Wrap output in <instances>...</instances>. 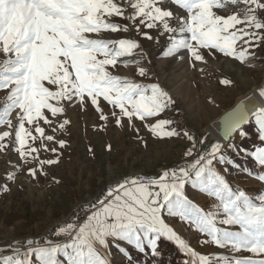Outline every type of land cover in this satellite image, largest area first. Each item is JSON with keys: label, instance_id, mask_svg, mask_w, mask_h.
<instances>
[{"label": "snow or ice", "instance_id": "6c2138e0", "mask_svg": "<svg viewBox=\"0 0 264 264\" xmlns=\"http://www.w3.org/2000/svg\"><path fill=\"white\" fill-rule=\"evenodd\" d=\"M142 41L193 68L217 55L243 64L255 49H264V0H0V90L6 92L0 107V153L11 147L23 164H37L27 169L29 176L46 175L44 166L59 162L58 154L41 159L40 152L56 154L50 144L65 147L66 141L54 134L70 124L66 112L77 104L84 109L90 103L107 121L101 106L106 102L117 126L126 119L138 134L139 120L154 138H180L188 144L182 160L158 176L116 181L85 218L57 229L56 237L64 240L41 244L30 238L22 247L13 242L0 251V264H114L112 248L126 264H135L129 246L159 258L165 241L185 257L183 264H264V195L233 188L225 175L229 166L239 168L226 159L230 152L242 153L264 169V106L250 116L239 104L222 118L215 141L179 128L161 118L175 101L160 84L113 74L120 66H131L139 77L152 79ZM258 95L264 100V87ZM253 120L262 146L250 151L235 139L249 138L246 126ZM43 125L53 134H46ZM243 171L264 182V175ZM15 176L12 172L6 179ZM189 188L217 203L207 211L198 207ZM165 216L186 222L207 237L202 244L229 254H198ZM242 252L251 255H232Z\"/></svg>", "mask_w": 264, "mask_h": 264}, {"label": "rangeland", "instance_id": "374dc122", "mask_svg": "<svg viewBox=\"0 0 264 264\" xmlns=\"http://www.w3.org/2000/svg\"><path fill=\"white\" fill-rule=\"evenodd\" d=\"M142 42L151 60V64L147 66L152 79L139 77L131 66H120L119 71H114L113 74L137 83L160 84L175 101L161 118L175 121L179 128L215 141L219 136L211 133V123L234 108L248 94H254L250 100L253 111L264 106V100L258 95L260 88L264 87V49H255V55L243 64L217 55L207 56L206 63L198 62L193 68L187 60L164 57L162 48L151 42ZM143 63L147 64V61ZM224 79L230 80L231 84H221L220 81ZM5 96L6 92L0 90V107L5 102ZM101 106L108 116L107 121L100 119L101 113L90 103L84 109L77 104L67 110L66 118L70 120V124L65 130L58 129L54 134L57 140L66 141L65 147L61 149L58 144H50V147L57 148L56 154L43 150L40 152L41 159H56L57 154L59 157L57 164L44 166L46 175L38 172L36 179L29 176L27 169L37 167V164H23L11 147L6 153H0V251L16 241L22 247L24 241L30 238L41 244L47 239L62 241L63 236L55 235L57 229L85 218L97 199L102 198L116 181L130 176H158L163 170L182 160V153L188 147L184 139L154 138L143 126L144 122L139 120L135 121V126L139 129L137 134L128 126L126 119L122 126L115 124L111 107L106 102L101 101ZM63 118L65 117L60 120ZM148 122L151 123L152 120ZM43 126L46 134H53L48 126ZM246 127L249 138L241 141L236 137L235 142L250 151L262 146L254 120ZM38 145L39 141L36 146ZM226 159L234 160L239 165V168L229 166L225 173L233 188L238 187L251 196L264 195V182L243 171L247 169L253 174L264 175V169L250 158H245L242 153L230 152ZM12 172H16L15 179L8 181L6 177ZM5 185L8 188L6 192L3 191ZM188 195L198 207L206 211L210 204L217 203L213 198L191 188L188 189ZM165 219L198 254H229L227 249L202 244L201 241L207 237L199 234L186 222L181 223L178 218L167 216ZM129 249L135 264H183L185 259L173 243L167 241L160 247L162 256L159 258L148 253L140 254L130 246ZM112 252L114 264H126L115 248H112ZM232 255L243 258L251 254L242 252Z\"/></svg>", "mask_w": 264, "mask_h": 264}, {"label": "bare ground", "instance_id": "6f19581e", "mask_svg": "<svg viewBox=\"0 0 264 264\" xmlns=\"http://www.w3.org/2000/svg\"><path fill=\"white\" fill-rule=\"evenodd\" d=\"M254 94H248L246 98L242 99L234 108L228 110L227 112H225L218 120L213 121L210 125V131L213 135H218L220 137V120L223 116H225L226 114L230 113L233 109H235L239 104L244 103L245 105V109L246 111L249 113V115L251 116L252 112H253V108L251 106V102L250 100L253 98ZM214 132V133H213ZM197 136H199L197 134Z\"/></svg>", "mask_w": 264, "mask_h": 264}, {"label": "water", "instance_id": "95a60500", "mask_svg": "<svg viewBox=\"0 0 264 264\" xmlns=\"http://www.w3.org/2000/svg\"><path fill=\"white\" fill-rule=\"evenodd\" d=\"M223 117H224V116H223ZM223 117H222V118H223ZM222 118H221V120H222ZM221 120H220V123H221Z\"/></svg>", "mask_w": 264, "mask_h": 264}]
</instances>
